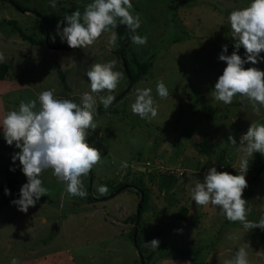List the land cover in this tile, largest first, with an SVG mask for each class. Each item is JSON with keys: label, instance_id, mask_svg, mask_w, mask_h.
Here are the masks:
<instances>
[{"label": "rangeland", "instance_id": "1", "mask_svg": "<svg viewBox=\"0 0 264 264\" xmlns=\"http://www.w3.org/2000/svg\"><path fill=\"white\" fill-rule=\"evenodd\" d=\"M15 2L17 6L0 0V21L14 19L37 40L43 37L46 28L37 15L41 12L48 19L49 44L42 38V43L34 45L22 40L10 26H0V53L9 65L4 79H0V121L7 111L18 110L22 101L37 100L38 110V96L45 90L54 89L57 99L81 103L82 94L90 91L86 72L93 63L115 59V70L124 73L111 95L116 97L127 86L123 63L115 52L117 42L115 46L108 44L111 31L85 49L70 48L56 34L57 23L69 13L68 9L74 7L83 13L91 0H54L55 7L51 6L53 0ZM132 3L133 14L138 13L141 18L136 34L146 36L147 43L126 45L125 57L137 62L152 59V65L143 79L114 102L115 113L103 109L97 97L96 108L101 106L102 110L95 113L98 128L89 132L87 142L100 150L102 160L87 177H82L88 195L70 196L52 171H45L41 179L48 192L35 207H30L26 214L11 202L0 209V264H11L13 257L20 264H140L129 233L130 216L136 210V191L140 187L115 189L128 180H141L149 191L148 204L139 221L143 228L154 229L159 247L145 245L153 239L147 240L142 229L145 254L152 253L148 264H224L245 244L249 245V264H264V230H247L239 222L225 221L218 207L196 206L191 199V189L211 167L242 174L239 165L244 154L228 143V136L233 135L238 145L241 134L247 132L251 123H264V108L256 115L246 98L237 95L230 105H225L211 93L226 67L219 60L222 45L226 44L227 32L233 35L228 15L248 6L250 0H132ZM65 24H61V30ZM232 52L228 49L227 54ZM260 55L264 56V52ZM244 67L264 71V61ZM159 81L169 91L167 99L156 93ZM138 87L152 89L158 114L151 120L141 119L131 111ZM108 94L105 91L100 95ZM202 136L215 144L210 156L197 152L195 143ZM18 151L15 145L6 143L0 128V202L4 199L2 187L7 173H15L22 185L27 182L19 161H12ZM253 158L249 159L246 180L253 172ZM146 160L152 164L145 166ZM125 161L128 166L122 168ZM165 169L178 176L169 191L159 184ZM101 185L108 188L103 196L97 191ZM247 189L242 196L248 201L247 219L258 222L264 215V172L250 192ZM182 206L188 208L186 219L177 216Z\"/></svg>", "mask_w": 264, "mask_h": 264}, {"label": "clouds", "instance_id": "2", "mask_svg": "<svg viewBox=\"0 0 264 264\" xmlns=\"http://www.w3.org/2000/svg\"><path fill=\"white\" fill-rule=\"evenodd\" d=\"M52 7H55L53 0ZM132 0H91L81 13L72 12L57 23L56 34L61 42H66L72 49L88 48L106 32L111 31L108 38L109 46H115L118 36L114 29L123 25L132 33L131 42L143 46L147 43L146 36L136 34L141 27L140 15L133 14ZM228 22L235 40L234 51L228 55V45H222L219 60L226 63L211 92L214 99L230 105L233 98L239 95L246 98L256 115L264 108V71L256 67L245 68L264 61V0H250L247 7L235 9L228 15ZM61 30V24H65ZM55 43V36L52 37ZM245 50L244 58L238 54L240 48ZM0 53V62L4 61ZM117 61L93 63L86 76L89 79L90 91L82 94L81 103L71 99H57L55 90L42 91L37 100L21 102L18 110L7 111L0 128L9 146L15 145L12 161H19L21 171L26 177L19 190V198L11 201L22 213H27L30 207H35L48 190L43 187L42 174L51 170L65 191L73 197L85 198L88 193L84 190L82 177H87L94 166L102 160L99 149L89 145V132L98 128L95 120L97 112V97L105 109L114 100L115 91L124 73L115 70ZM107 91V96L100 95ZM156 93L161 99H167L169 91L163 81L157 82ZM131 111L141 119L151 120L158 114L156 101L151 88H137ZM228 143L242 152L240 173L230 174L217 171L216 167L209 168L203 180H197L191 189V199L196 206L218 207L228 221L239 222L247 230L259 228L264 230V215L258 222L249 221L248 201L243 199V192L248 187L246 174L249 170V159L255 153L264 155V123L253 122L246 133L241 134L239 144L233 135L228 136ZM127 162L121 167L127 168ZM14 171L15 169H10ZM101 196L108 192L106 185L98 187ZM10 195V190L5 189ZM146 246L159 247V240L153 239ZM248 244L241 246L231 259L224 264H249ZM11 264H20L15 257Z\"/></svg>", "mask_w": 264, "mask_h": 264}, {"label": "trees", "instance_id": "3", "mask_svg": "<svg viewBox=\"0 0 264 264\" xmlns=\"http://www.w3.org/2000/svg\"><path fill=\"white\" fill-rule=\"evenodd\" d=\"M7 1H9L10 4H14L17 6V3L15 2V0H7ZM245 7H247V6H245ZM20 9H24L25 11L29 10V8L25 9V8H22L21 6H20ZM68 10H69V13L67 15H70L72 12L76 11L77 9L74 7H71ZM37 15L43 20L44 25L48 26L47 17L41 12L37 13ZM61 18L63 20L64 17L62 16ZM3 25L4 26H6V25L10 26L11 31L16 32L22 38V40H27V41L33 43L34 45H36L38 43H42V41H43L42 38H44V40L46 42V32H48V35L50 36L49 26H48V29L44 28L43 33H42L43 37L42 38L37 37V40H35V38H33V36H30L27 33H25V31L20 27L19 24H17V22L14 19L6 20V21H0V26H3ZM115 30H116V33L118 36L117 48L115 49V52L117 53V55L120 56V50H121L122 45L127 41H128L127 46L131 43L132 33L127 29V27H125L123 25L119 26ZM49 36L47 39H49ZM225 39H226L225 40L226 45H228V49L231 51H234L235 40L233 38V35L230 32H227V36ZM125 49H124V57H125ZM244 52H245V50L243 49V47H241L238 54L241 55L242 57H244ZM125 60H126L127 69L129 71V74L131 77V86H130L129 90L124 95H122L121 97H119L117 100L114 101L115 103L119 99L124 97L130 91V89L132 88V86L136 82L140 81L141 79H143L145 77V75L148 73L149 67L152 65V59L147 60L148 62L147 61L137 62L133 58L131 60H128L125 57ZM131 63H133L134 65L132 66ZM8 68H9V65L7 62H5V61L0 62V79L1 80L4 79V77L8 71ZM125 74H126V71H125ZM127 80H128V76H127ZM127 83H128V81H127ZM114 102H113V105H111L108 109H106V111H110L111 113H115L116 110L114 109V104H115ZM100 108H101V106L97 109L98 110L97 112H100L102 110ZM103 109H105V108L103 107ZM156 127H157V129H160V126H156ZM214 145H215L214 142H212V140H210L206 136H202L200 138V140L195 143L197 152L200 156L212 155V153L214 151ZM252 163H253V172L247 180V182H248L247 192H250L249 189L251 188V186L255 185L256 182L260 180V177L264 172V159L261 155H259L258 153H255L254 158L252 160ZM164 172H165L164 174L160 175V181H159L160 188L161 189L165 188L163 190L169 191L174 186L175 182H177L178 176L176 174L172 173V171H170L169 169H167ZM139 180H140V178H139ZM124 184H130L132 186L134 185L133 187L138 186V187H140V189L143 190L144 199L142 201V204L140 206V211H139V217H141L143 211L146 209L147 204H148L149 191L141 185V180L139 182L134 181V180H128V182L124 181V182L118 184L115 189H119ZM21 186H22L21 180L18 178V176L15 173H7L6 184L2 187L4 189L2 191V195H4V199L0 202V209H2L3 206L7 205L11 201L19 198V190H20ZM5 189L10 190L11 194L6 195ZM136 192L138 193V200H139L140 193L138 190ZM247 192H246V194H247ZM187 214H188V208L186 206H182L180 208V210L178 211L177 216H179L181 219H184V218L186 219ZM136 217H137V214H136V210H135V211H133L132 215L130 216V220H131V228L129 230L130 238H132L133 234H134ZM225 221H227L226 217H225ZM128 222H129V219H128ZM140 223H141V221L138 222L139 225H137V228H136L137 229L136 240H137L138 249L140 250V252L143 255V258L145 260V264H148L149 261L151 260L152 253H150V255L145 254L147 248L145 246H143L144 239L142 238L140 232L143 229V232L147 236V240L154 239V237H156L157 234L154 231V229H152V227L147 226V227L143 228L140 225Z\"/></svg>", "mask_w": 264, "mask_h": 264}, {"label": "water", "instance_id": "4", "mask_svg": "<svg viewBox=\"0 0 264 264\" xmlns=\"http://www.w3.org/2000/svg\"><path fill=\"white\" fill-rule=\"evenodd\" d=\"M126 27V26H125ZM46 28L48 29V26H46ZM48 32H46V42L48 43ZM49 44V43H48ZM128 44V41L125 42L122 47H121V50H120V57H121V60H122V63H123V67L126 71V74L128 76V83H127V86L123 89V91H121L115 98V100H117L119 97H121L122 95H124L130 88L131 86V77H130V74H129V71L127 69V65H126V60H125V57H124V48L125 46ZM114 100V101H115ZM126 188H133L132 185L130 184H125L123 185L121 188L119 189H126ZM119 191V190H118ZM139 193H140V197H139V200H138V203H137V206H136V214H137V217H136V221H135V230H134V234H133V242H134V245H135V248L138 252V255H139V258H140V264H145V260L143 258V255L141 254L140 250L138 249V245H137V240H136V233H137V225H138V222H139V211H140V206L142 204V201L144 199V192L143 190H140L138 189Z\"/></svg>", "mask_w": 264, "mask_h": 264}, {"label": "built area", "instance_id": "5", "mask_svg": "<svg viewBox=\"0 0 264 264\" xmlns=\"http://www.w3.org/2000/svg\"><path fill=\"white\" fill-rule=\"evenodd\" d=\"M151 165V162L149 161V160H147L146 162H145V166H150Z\"/></svg>", "mask_w": 264, "mask_h": 264}, {"label": "crops", "instance_id": "6", "mask_svg": "<svg viewBox=\"0 0 264 264\" xmlns=\"http://www.w3.org/2000/svg\"><path fill=\"white\" fill-rule=\"evenodd\" d=\"M204 158H205V157H204ZM204 158H203V159H204ZM201 159H202V157H201ZM201 161H203V160H201ZM197 168H198V167H197ZM179 174H182V172H181V173H179Z\"/></svg>", "mask_w": 264, "mask_h": 264}]
</instances>
